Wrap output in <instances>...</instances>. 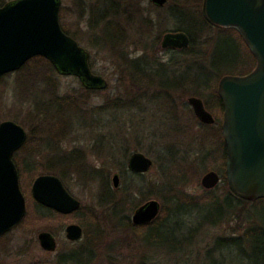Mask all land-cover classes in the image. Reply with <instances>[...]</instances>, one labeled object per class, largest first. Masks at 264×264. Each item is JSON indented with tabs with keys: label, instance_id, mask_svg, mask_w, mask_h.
<instances>
[{
	"label": "rangeland",
	"instance_id": "374dc122",
	"mask_svg": "<svg viewBox=\"0 0 264 264\" xmlns=\"http://www.w3.org/2000/svg\"><path fill=\"white\" fill-rule=\"evenodd\" d=\"M4 1L7 4L15 0ZM73 3L74 0H61V7L68 14L69 12L72 14L75 11ZM168 3L171 5L170 2ZM149 4V0H144L141 5L144 10L147 8V10L153 11L150 18L155 25L150 29L151 38H163L164 34L176 29L174 21L168 18V4L165 8L163 7L164 9L160 10L153 9ZM68 14H66L67 16L63 21L67 23L72 31H75L77 30L74 24L75 21ZM187 25L192 26L193 24L187 22ZM82 27L84 28L82 30L83 33L80 32L83 35L79 34L84 37V41L78 43L89 53L90 60L95 62L93 70L108 82V86L104 90H96L95 93L84 92L82 94L83 99L80 102L82 104L87 102L95 106L106 104L117 97L128 99L132 95L134 96L135 87L130 78L132 75L119 71V63L116 59H111L112 54L92 49L89 44L91 43L90 35L86 33L87 30L83 23ZM196 32L202 36L193 48H189L188 52L181 53L178 50H165L161 47L156 53L159 62L161 61L166 66H169L167 71L163 70L157 73L159 79H156L158 83L161 82L174 88V85H181V81L187 78L190 83L189 90L170 89L171 100L163 94L155 101L151 99L147 103V107L145 106L146 112L138 113L136 112L137 110H133L128 114L129 119L126 115L125 118L134 126L135 131H122L121 126L114 125L112 128L116 131L91 132L81 128V131H73L72 134H59L58 138L62 141L61 147L64 152L70 153L77 150L90 165L101 168L104 164H107L111 167L115 163L112 164L110 162L112 159H109L110 157L108 156L107 151L110 148L108 144H113L117 149L119 145L126 143L129 145L132 154L141 152L153 159V169L147 173L148 177L145 178L149 180V178L160 179V171L152 154L150 155V153L136 149V140L140 141L147 151L152 149L154 152L164 148L167 150L166 166H170L167 174H173L171 180H181V182H178L179 187L182 182H185V185L181 186L180 189L187 196L204 198L205 189L201 186L203 176L209 171L217 170V173L223 177L226 160L222 159L223 149L218 143L221 125L215 123L207 127L196 118L188 103L190 97H195L190 91H195L198 87L209 86L220 75H222V78L227 75L242 76L254 70L256 61L251 56L252 54L247 51L240 38L233 32H224L218 27L207 24L197 27ZM140 54L141 52H137L136 55ZM29 71L27 67L23 73H19V71L10 73L0 82V124L5 121H13L20 125L29 116L31 105L26 100L27 89L26 92L22 93L17 88L18 78ZM54 77L55 81L62 87L63 94L77 91L76 94L81 95L78 93L81 83L76 77L64 76L59 73H56ZM153 88L154 91H159L157 87ZM21 94L23 97L20 96ZM202 96L208 99L211 94L210 92H204ZM48 132L34 131L31 143L27 146L30 148L29 152L37 153L35 161L37 165H40V163L41 166L45 164L44 159L47 153L43 149L41 142L49 135ZM104 133L107 136L102 139L101 136ZM94 142L97 144L96 148L94 147ZM103 142L104 150H100L99 146ZM24 155L25 152L21 153L19 157L23 158ZM54 156L56 155L54 154ZM155 157H157V153H155ZM213 168H216V170ZM111 169L110 180L112 182L113 175L120 173V171L116 167ZM177 173H184L185 177L180 176L176 180L175 176ZM32 175L27 171L24 172L23 169L21 177H26V179L23 180L22 189L28 204L31 203V211L29 219H26V225L8 237L9 243L3 248L5 250L0 253L5 258L6 264H32L43 261L59 264L60 256L81 246L88 240V237L96 233L102 237L103 242L101 241L99 243L100 246L93 248L95 257L91 264H140L144 259L147 264H252L253 261H260L261 264H264V240L260 239V237L255 244L254 239L250 242L247 240L246 244H243L246 249V255H249V258L237 248L229 251L227 248L222 247L211 251L215 241L219 238L243 237L245 231L248 228H252L253 221L256 223L255 226L264 228V201H256L248 205H239L238 201H235L233 209L235 213L234 219L227 223L222 222L221 225L215 227L210 226L207 221H212L218 214H221L220 210L222 209L216 204L210 202L193 207L186 202L168 201L167 206L169 209H179L180 214L183 211H186V213L190 212L185 216L189 226L183 224L178 214L174 218L171 216L166 218L168 228L173 227L175 222L180 224L173 232L175 240H178V243L181 242L183 237L192 239L190 245L184 244L181 247L171 248V246L146 245L132 230L126 227L114 228L109 221L110 219L106 216L109 213L108 209L98 206V198L101 193L100 182L98 181L83 183L79 181V177H73V180L69 182V190L75 198L81 201L82 206L85 207L84 212L59 219L55 218L52 223L46 222V220H38L35 218L36 216L34 217V214H36L34 211L35 204L29 187L32 180L41 176L42 173L36 177ZM124 178L121 176V187L126 186L127 192L116 193L115 200H126L129 206L135 201L139 203L141 197L136 194V189L132 187L133 181H131L130 174L126 176V183ZM134 183L136 184V182ZM224 185L223 179L219 185V190L216 191L214 196L219 198L225 196ZM179 187L177 186V188ZM149 200H157L162 203L161 199L156 196H152ZM225 207H227L226 201H223L222 208L224 209ZM136 210L126 212L124 215L132 219ZM81 219L89 220L92 224L87 227L83 226L86 229L87 238L85 239L84 237L75 246L67 241L62 231L68 224L77 223L81 225L78 222ZM35 221L37 222L36 224ZM44 229L50 230L55 235L58 242L56 253H46L41 249L38 241L36 242L37 236ZM166 229H163V231H166ZM137 233L139 234V232ZM113 241L117 245L110 247Z\"/></svg>",
	"mask_w": 264,
	"mask_h": 264
},
{
	"label": "trees",
	"instance_id": "16d2710c",
	"mask_svg": "<svg viewBox=\"0 0 264 264\" xmlns=\"http://www.w3.org/2000/svg\"><path fill=\"white\" fill-rule=\"evenodd\" d=\"M143 1L144 0H74L73 4L75 11H73L72 14H70L71 12L68 14L67 11L65 12V9H62L61 7L60 23L63 31L67 35L74 38L77 42H82L84 41V37H81L79 33H83V23L87 30L86 33L89 34L91 38V43H89L91 48L100 52L105 51L112 54L111 59H116L119 63V71L132 75L130 78L133 82V86L135 87V94L128 99L117 97L103 105L93 106L87 102L82 104L80 101L83 99L82 94H84V92L95 93L96 91L89 90L80 85L78 93L81 95H77V91L69 94H63L61 89L62 87L55 81L54 76L56 73L58 74V72L54 66L47 59L41 56L31 59L22 67V69L19 70V73L26 71L27 67L30 71L21 75L17 81L18 91L23 93L26 92L27 89L26 100L31 105L29 116H27L25 122L23 121L22 124H20L25 128V130H29V138L23 149L25 150L24 152L26 156L24 155L22 159H19L17 161V165L21 176L23 169L24 172L27 171L30 175L33 174L32 176L34 177L40 175L41 173L42 175H55L63 181L66 187H69V182L73 180V177H79V181H82L83 183H90L91 181L100 182L101 193L98 198V206L106 208V210L108 209L109 213L106 216H108L107 218L110 219L108 220L112 223L114 228L119 229L126 227L127 229L132 230L146 245L153 244L157 246H171V248H177L184 244L190 245L192 239L189 237H183L181 242L177 243L178 240H175L176 238H174L173 232L180 224L175 222L173 223V227L168 228V221H166V218L170 216L174 218L178 214L183 221V224L189 226L188 222H186L185 216H187L190 212L186 213V211H183L180 214L179 209H169L167 206L168 201L186 202L193 207H198V205L208 204L210 202L216 204L222 209L220 210L221 214H218L212 221H207L210 226L214 227L221 225L222 222L227 223L234 219L235 213L233 212V209L235 207V201H238L239 205H248L256 201H248L237 197L230 190L225 179V173L222 177V181L224 179L225 184V196L223 198L214 196L216 191L219 190V186L213 190H205L204 198H192L187 196L180 189L181 186L185 185V182H182V185L179 187L178 182H181V180L172 181L171 179L173 174H167V170L170 169V166H166L165 161L167 150L161 148L154 152L152 149L147 151L143 147L142 143L136 139L135 147L138 151L143 150L144 152L150 153V155L152 154L154 156L156 160L155 163L160 171V179L149 178V180H146L145 178L148 177L147 174H134L128 170L127 161L130 158L132 151L126 143L119 145V148L117 149L113 144H108L110 147L107 151L109 154L108 156L110 157L109 159H112L110 162L115 164L111 167L104 164L103 167L98 168L97 166L90 165L85 160V157L77 150L70 153L64 152L61 147L62 141L58 138L59 134H72L73 131H81V128L85 131L91 132L116 131L112 128L114 125L121 126L122 131H135L134 126L128 122L127 118H125L126 115L128 116V114H130L133 110H137L136 112L138 113L146 112L147 103L151 101V99H154L153 101H155L163 94L171 100L172 95L169 93L170 89H190V83L187 78L181 81V85H174V88L161 82L158 83L157 79L159 78L157 73L163 70L167 71L169 66H166L161 61L159 62L157 58L156 53L157 50L161 48L162 38H151L150 29L155 25L153 20L150 18L153 11L147 10V8L144 10L141 5ZM203 1L204 0H169L171 5L169 3L167 5L169 9L168 18L173 20L176 26V29L171 32L186 33L191 41L189 48H193L202 36L196 32L197 27L204 24L213 26L209 24L203 16ZM5 3L6 2L4 0H0V7L4 6ZM149 6L155 10L165 8L156 7L151 2ZM66 14L70 15V17L74 19V24L77 27V30L72 31V29L68 27L67 23L63 21V19L67 16ZM187 22H190L193 25L189 26L187 25ZM220 29L224 32L235 33L240 38L243 45L246 46L237 31L223 28ZM82 33L81 35H83ZM189 48L178 51L185 53L188 52ZM245 48L249 53H251L247 46ZM137 52H141V54L136 55ZM251 56L255 59L253 55ZM94 63L95 62L93 60H90V66L92 69H94ZM94 73L97 74L95 71ZM6 76L1 78L0 82ZM221 79L222 75L214 79L209 86L198 87L197 90L190 92L192 95L199 98L201 97L204 100L205 107L216 118V124L221 125L218 143L223 149L222 159L227 161V149L222 134L224 107L217 91L218 84ZM126 81L130 82L129 80ZM153 87H157L159 91H154ZM204 92H210L211 97L205 99L202 96ZM20 96L23 97L22 94ZM34 131H49V135L41 142L43 149L47 153L45 157L46 160L43 158L45 164L42 166L41 163L40 165L36 164L33 153L29 152L30 148L27 147L31 143ZM106 136L107 135L104 133L101 137L103 139ZM94 147H97L95 142ZM99 147L100 150H104V142ZM155 153H157V157H155ZM54 154L56 156H54ZM113 167H116L117 170L120 171V176L125 177V183L127 174H130V177L132 178L131 181H133L132 187L136 189V194L141 197L139 203H137L138 201H135L131 206H129L126 200H115L116 193H126L127 189L125 188L126 186L121 187V185L117 190L112 187L110 179L111 168ZM213 169L216 170V168ZM184 173H177L175 179L177 180L180 176L185 177ZM134 182H136V184ZM176 185L179 188H177ZM152 196H156L162 201V208L159 217L149 225H134L130 217L124 214L126 212L136 210L142 205V203L144 204L147 202ZM223 201H226L227 205L224 209L222 208ZM257 201H264V199ZM34 204L36 203L34 202ZM41 207L42 206H40V208ZM28 208L27 218L29 219L31 203L28 204ZM83 210L85 209H82L81 213L84 212ZM52 213L53 219L64 217L63 215L57 214V212L53 210ZM36 216H38V220H42V218H44L43 214L40 212L38 215L36 214ZM78 222L84 227L92 224L89 220L86 221L81 219ZM255 224L256 223L253 221L252 228H248L243 237L230 236L217 239L211 251L214 249H221L222 247L227 248L229 251H233L237 248L239 251L243 252L247 258H249V255H246V249L243 244H246L247 240L250 242L253 239L255 244L259 241V237L264 240V228L255 226ZM165 228H167L166 231H163ZM137 232H139V234ZM84 237L85 239L87 238L86 229ZM101 241L103 242L102 237L96 233L95 235L88 237V240H86L84 244L76 247L70 255L65 257L68 261H72L74 264H91L95 257L93 248L95 246H100L99 243H101ZM114 245L117 244L113 241L110 247H114ZM140 264L147 263L144 259ZM252 264H261V262L253 261Z\"/></svg>",
	"mask_w": 264,
	"mask_h": 264
},
{
	"label": "water",
	"instance_id": "95a60500",
	"mask_svg": "<svg viewBox=\"0 0 264 264\" xmlns=\"http://www.w3.org/2000/svg\"><path fill=\"white\" fill-rule=\"evenodd\" d=\"M159 8L169 0H149ZM61 0H15L0 7V80L22 69L31 59H47L64 76L80 79L89 90H104L108 82L93 73L90 55L79 43L67 35L60 23ZM202 13L206 21L216 27L235 30L255 58L256 66L242 76L227 75L218 84V95L224 107L222 134L227 149L225 179L230 190L248 201L264 199V0H204ZM190 38L184 32L164 34L163 49H187ZM188 103L196 118L204 125H214L216 119L199 97ZM27 140L25 128L13 121L0 124V237L24 219L27 204L19 183V172L13 154ZM154 161L141 152L133 153L128 170L147 174ZM221 175L207 172L201 186L216 189ZM113 187H120V175L112 177ZM33 198L41 205L69 215L81 208V201L65 188L55 175H41L32 187ZM161 203L149 200L134 212L132 223L149 225L161 213ZM67 239L80 241L81 226L66 229ZM43 249L55 252L57 242L50 233L39 235Z\"/></svg>",
	"mask_w": 264,
	"mask_h": 264
},
{
	"label": "flooded vegetation",
	"instance_id": "af4514ba",
	"mask_svg": "<svg viewBox=\"0 0 264 264\" xmlns=\"http://www.w3.org/2000/svg\"><path fill=\"white\" fill-rule=\"evenodd\" d=\"M154 5V4H153ZM166 50V49H165ZM169 50H179V49H171V48H169ZM91 67V66H90ZM92 69V68H91ZM92 71H93V69H92ZM93 73H94V71H93ZM95 74V73H94ZM97 75V74H96ZM78 79V78H77ZM79 80V82H80V79H78ZM81 83V82H80ZM81 85H82V83H81ZM83 86V85H82ZM92 91H96V90H92ZM27 132V140H28V138H29V133H28V131H26ZM27 140H26V142H27ZM26 142H25V144H26ZM25 144L18 150V151H16L14 154H13V162L15 163V165L17 166V169H18V172H19V183H20V188H21V191H22V193L24 194V192H23V189H22V183H23V180L24 179H26V177H21V175H20V170H19V167H18V165H17V161L19 160V159H22V158H20L19 156H20V154L21 153H23L25 150H23L24 149V147H25ZM36 153L35 154H33V156H34V160L36 161ZM132 155V154H131ZM25 156H26V154H25ZM120 175V174H119ZM221 179H222V176H221ZM36 180V178L34 179V180H32V182H31V185H30V187H29V189H30V192H31V195H32V187H33V183H34V181ZM63 182V181H62ZM112 183V182H111ZM64 184V183H63ZM120 185H121V176H120ZM64 186H65V184H64ZM112 187H113V185H112ZM65 188L70 192V190H69V187H66L65 186ZM114 188V187H113ZM120 188V187H119ZM118 188V189H119ZM115 189V188H114ZM70 194H71V192H70ZM25 196V195H24ZM73 196V195H72ZM74 197V196H73ZM32 198H33V195H32ZM25 199H26V197H25ZM77 199V198H76ZM33 200H34V202L36 203L35 204V209H34V211H35V213L38 215L39 214V212L41 213V214H43V217L44 218H42V220H46V222L47 221H49V222H53V213H52V210L53 209H50V208H47V207H45V206H43V205H41L40 203H38L34 198H33ZM26 204H27V211H26V215H25V217H24V219L22 220V222L19 224V225H17L16 227H14L13 229H11L9 232H7V233H5L3 236H1L0 237V253H2L5 249H3V248H5L7 245H8V243H9V240H8V237L11 235V234H13V233H15V232H17V231H19V230H21V228L24 226V225H26V219H28L27 218V216H28V210H29V208H28V201H27V199H26ZM42 206L41 208H40V206ZM43 209H45V210H43ZM82 209H85V207H83L82 206V203H81V208L78 210V211H76V212H74V213H72V214H74V215H76V214H78V213H81V210ZM54 211V210H53ZM84 211V210H83ZM56 212V211H55ZM36 214H34V217L36 216ZM57 214H59V215H63V214H60V213H58L57 212ZM72 214H69V215H72ZM69 215H63L64 217L65 216H69ZM38 216H36L35 218H37ZM78 220V219H77ZM131 221H132V219H131ZM37 222L35 221V224H36ZM73 224H76V225H79V226H81L82 227V229H83V237H82V239L80 240V241H77V242H72V241H69L68 239H67V233H66V229H67V227L69 226V225H73ZM137 226V225H136ZM143 226H145V225H143ZM63 227V226H62ZM47 229V228H46ZM43 232H47V233H50V234H52L53 236H54V238H55V240H56V242H57V239H56V237H55V235L49 230H45L44 229V231H41L40 232V234L41 233H43ZM62 232H64V234H65V238L67 239V241H69L70 243H72L73 245H78V243H80L82 240H83V238H84V236H85V228L82 226V225H80V224H77V223H72V224H68L67 226H65V228L63 229V231ZM39 234V235H40ZM39 235L37 236V239H36V242L38 241V243H39V245H40V242H39ZM40 247H41V249L43 250V251H45L46 253H50V254H53V253H56L57 252V249H58V242H57V249H56V251L55 252H49V251H47V250H45V249H43L42 248V246L40 245ZM3 250V251H2ZM74 250V249H73ZM72 250V251H73ZM72 251H70V252H65L63 255H62V257L60 256L59 257V264H61V263H64V264H66V263H73L72 261H68L67 260V256L68 255H70L71 253H72ZM66 256V257H65ZM0 264H6L5 263V258H3L2 256H1V254H0ZM32 264H53V263H50L49 261H43V262H36V263H32ZM74 264V263H73Z\"/></svg>",
	"mask_w": 264,
	"mask_h": 264
}]
</instances>
